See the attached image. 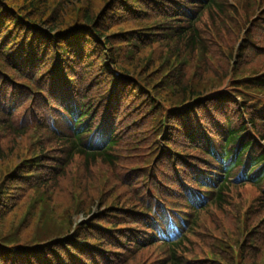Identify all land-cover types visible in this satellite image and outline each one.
Segmentation results:
<instances>
[{"label": "trees", "instance_id": "trees-1", "mask_svg": "<svg viewBox=\"0 0 264 264\" xmlns=\"http://www.w3.org/2000/svg\"><path fill=\"white\" fill-rule=\"evenodd\" d=\"M68 2L0 0V157H8V149L12 146L21 147L18 143H5L4 136L11 135V139L15 140L34 134L33 141L37 140L41 147V150L34 149L31 155L26 149L20 161L11 166L10 171L4 172V175H11L0 181V264L116 262L106 256L110 243L101 245L82 239L86 235L85 226H78L73 233L64 235L63 230L48 229L33 236L32 226L36 227L37 214L30 210L26 212L28 208L20 220L9 214L22 201L26 191L33 190L34 193L29 196L28 202L36 201L42 186L52 184L48 182L50 180L47 181L46 168L53 165L50 160L57 156L53 144L59 146L64 160L62 167L56 168L65 169L76 156L85 163L99 160L113 165V148L119 139L118 132L135 122L133 119L120 124L124 117L132 111L136 113L137 105L146 106V102L150 103L146 114H150L157 105L150 94L158 92L165 78L175 72L171 68L169 71L168 68L163 70L160 64L162 58L152 61L150 55L147 62L145 50L154 44L157 36L176 39L180 45L197 42V20L204 11L221 8L217 0H104L102 7L95 10L96 0H85L84 7L78 2V14L76 8H71V15L65 16L66 9L61 10V6ZM52 3L53 9L50 7ZM72 10L75 14L71 13ZM142 35L155 37L138 40ZM167 38L162 42L169 46L171 40ZM175 46L171 44V47ZM176 53L177 48L171 55ZM137 72L136 78L140 81L133 80ZM189 79L190 74L185 75L181 70L171 75L170 81L176 87V93L172 96L180 98L177 104L181 106L188 102L190 92L207 91L205 86H201L202 81H197L192 91ZM88 82L96 85L95 94L100 93L98 99L93 100L95 95L86 92ZM207 93L209 95L205 98L209 97L206 102L222 114L220 119L212 115L209 111L212 109L203 111L206 106L204 100L184 106V113L176 115L178 119L169 113L167 125L170 130L165 142L168 144L166 146L182 147L174 139L177 134L186 144L185 147L194 152L180 153L176 166L185 180L184 184L204 194L209 201L195 207L198 203L185 195V212L190 213L191 223L172 242L160 244L152 240L150 243L131 236L134 248L141 249L140 246L144 244L163 248L168 254L166 264H186L178 253L185 252L182 250L190 242L188 236L197 226L199 213L210 206L221 209L230 186L249 184L258 190L264 187V173L251 178L248 172L241 183L229 180L243 164L242 157L252 143L242 136L246 125L241 111H236L235 119L226 120L225 102L229 100L233 103L230 95L218 91ZM137 95H141V101L136 98ZM233 104L238 103L234 101ZM200 106L203 109H198ZM125 107H128L126 113ZM199 110H202L203 116L198 119L195 111ZM247 114L248 121L259 132L258 128L264 127L262 110ZM193 115L196 125L188 123ZM258 134L264 139V128ZM206 135L212 141L207 140ZM3 146L8 149L4 150ZM263 163V156L255 151L249 162L252 170ZM34 174H37L36 177ZM50 175L58 177L60 174ZM171 176L174 180L172 184L176 187L168 189L162 183L157 189L149 188L140 193L142 201L149 198L150 193L163 194L166 199L168 196L183 198L184 187L178 183L176 173ZM34 179L40 183L30 181ZM177 188L181 195L177 194ZM44 202L40 198L38 205ZM138 210L142 214L144 210L151 212L150 208H144V202ZM42 219L39 216V221ZM142 220L144 223L143 216ZM141 226L147 228L144 224ZM115 228L108 229L111 231ZM122 236L125 242L128 235L124 233Z\"/></svg>", "mask_w": 264, "mask_h": 264}, {"label": "rangeland", "instance_id": "rangeland-1", "mask_svg": "<svg viewBox=\"0 0 264 264\" xmlns=\"http://www.w3.org/2000/svg\"><path fill=\"white\" fill-rule=\"evenodd\" d=\"M78 2L84 7L85 0H69L61 6V10L66 9L65 16L71 15L69 13L71 8H76L78 14L80 10ZM217 2L221 7L219 10L204 11L195 23L198 41L191 45L185 43L180 45L178 40L165 36L138 37V40L151 36L156 38L154 44L145 50L147 51L145 54L148 55L147 62L150 55L153 57L152 61L162 58L161 63L157 64L163 65V70L168 68L169 71L171 68L175 72L165 78L158 92L152 91L150 94L157 103L150 114H146L149 102H146V106L138 104L136 113L134 111L128 113L120 123H128L135 119L132 125L118 132L119 139L113 148L115 163L107 165L99 160L85 163L81 157L76 156L65 169H59L56 167H62L64 163L62 151L57 144H53L57 156L54 155L55 157L50 160L53 165L46 168L47 181L50 180L48 182L52 184L42 186L36 201L28 202L29 196L34 193L33 190L26 191L22 201L13 207L15 210L9 216L20 220L27 208L26 212L30 210L34 215L37 214L36 227L32 226L33 236L48 229L63 230L64 235L73 233L78 226H85L86 235L82 238L86 240L85 242L111 244L110 251L106 253L109 259L116 261L111 264L167 263L168 254L163 248L150 244L140 246L141 249L134 248L131 236L137 235L144 239L148 236L147 231L141 226L144 224L142 211L138 210L139 205L145 202L142 201L140 193L148 191L149 188L157 189L162 183H165L167 188L176 187L172 184L174 180L171 176L178 173L181 177L176 160L179 159L180 153H194L185 147L186 144L177 134L174 139L182 144V147L166 146L168 144L165 139L170 130L167 125L169 113L176 118V115L184 113L185 109L184 106L177 104L180 98L172 96L176 93V87L170 81L171 75L180 70L185 72V75L190 74L189 86L193 88L192 91L197 81L198 83L202 81L201 86H205L207 91L190 92L188 99L193 101L195 97L200 96L206 103L203 110L205 112L208 111L207 108L212 109L210 103L206 102L209 96L205 98L210 91L228 93L231 101L238 103L234 105L229 100L225 102L229 119H235L236 111H241L248 117L247 112L255 113L264 107V0H217ZM103 4L104 0H96L95 10L100 9ZM50 7L53 9L54 3ZM71 13H74V10ZM164 38L171 40L169 46L162 42ZM171 44L176 46L171 47ZM139 48H143L141 43ZM176 48L178 53L172 56L171 52ZM137 74L139 73H136L133 80L140 81L136 78ZM85 90L95 95L93 100L100 96V93L95 94V84L91 85L88 82ZM140 97L141 95L136 96L141 101ZM200 108L201 106L198 109ZM127 111L128 107H125L124 113ZM209 111L214 117L219 116V119L222 116L215 109ZM195 114L198 119L203 116L202 110L195 111ZM211 118L212 116L209 119ZM188 123L197 124L194 115ZM263 128L259 127L257 132L253 126V132H248L246 138L253 139L255 149L261 148L264 154V141H261L258 134ZM33 136L34 134H30L15 140L11 139V135L3 137L5 143H18L21 147L12 146L8 149L3 146L4 150L8 149L9 155L0 157V181L11 175V173L4 175V172L10 171L9 168L20 161L26 154V149H29L30 155L34 153V149L41 150L38 141H33ZM50 173L60 175L56 177ZM36 175L34 174L35 177ZM176 192L181 195L178 188ZM160 195L163 197V194ZM40 198L45 200L42 205H38ZM174 199L177 198L168 196L167 201L173 204ZM225 201L221 209L210 206L206 211L199 213L197 226L193 234L188 236L190 242L182 250L186 253H178L183 263L264 264L263 194L249 184L234 185L230 186L226 193ZM84 210L85 212H82ZM39 216L43 217L41 221ZM53 219L54 222H51ZM107 227L116 228L110 231ZM124 233L128 235L125 242L122 241ZM109 259H106L108 263Z\"/></svg>", "mask_w": 264, "mask_h": 264}]
</instances>
